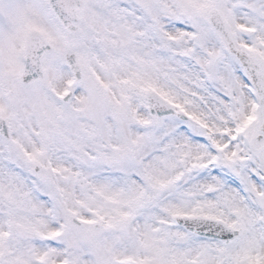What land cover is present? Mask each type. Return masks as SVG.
<instances>
[{
    "label": "snow or ice",
    "instance_id": "obj_1",
    "mask_svg": "<svg viewBox=\"0 0 264 264\" xmlns=\"http://www.w3.org/2000/svg\"><path fill=\"white\" fill-rule=\"evenodd\" d=\"M0 264H264V0H0Z\"/></svg>",
    "mask_w": 264,
    "mask_h": 264
}]
</instances>
